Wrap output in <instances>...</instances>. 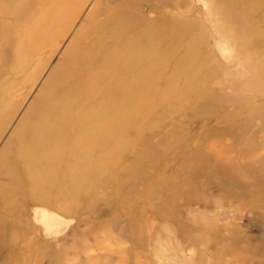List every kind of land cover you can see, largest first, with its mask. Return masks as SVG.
I'll return each instance as SVG.
<instances>
[{
  "label": "rangeland",
  "instance_id": "obj_1",
  "mask_svg": "<svg viewBox=\"0 0 264 264\" xmlns=\"http://www.w3.org/2000/svg\"><path fill=\"white\" fill-rule=\"evenodd\" d=\"M73 1L0 0V152L98 0ZM113 1L109 28H171L170 47L94 135L96 175L73 156L93 136L70 139L47 205L24 172L0 175V264H264V0Z\"/></svg>",
  "mask_w": 264,
  "mask_h": 264
},
{
  "label": "bare ground",
  "instance_id": "obj_2",
  "mask_svg": "<svg viewBox=\"0 0 264 264\" xmlns=\"http://www.w3.org/2000/svg\"><path fill=\"white\" fill-rule=\"evenodd\" d=\"M102 1L98 0L87 11L83 22L76 26L71 41L7 140L6 149L0 152V175L7 173V183L16 184L22 181L18 174L24 172L30 186H37L35 189L43 193L40 199L45 205L51 200V187L61 184L54 179L61 173L59 164L72 153L74 146L68 145L71 138L85 140L93 136L94 143L87 148H77L73 156L77 178L87 180L91 173L97 174L93 170L96 162L90 154L91 149L110 135L111 129L103 127L104 123H110L113 118L119 123L125 120L120 111L122 113L130 102L124 92L132 86L127 80L129 75L145 70L149 62L147 53H155L163 45L170 47L173 40L171 28L163 31L162 36L159 32L138 33V21L127 28L122 25L109 28L110 20L121 18V8L112 4L113 0L108 1L110 7L106 8ZM78 2L80 0H74L73 5ZM80 14L71 19V26ZM148 18L152 23L156 21L155 17ZM128 28L133 34L124 37ZM69 32L70 29L63 37ZM141 86L145 85L141 82L133 87L138 90ZM97 133L99 141L94 136ZM10 146L16 147L15 153L7 149ZM11 154H14L15 164L8 161ZM51 179L52 185L47 184Z\"/></svg>",
  "mask_w": 264,
  "mask_h": 264
}]
</instances>
